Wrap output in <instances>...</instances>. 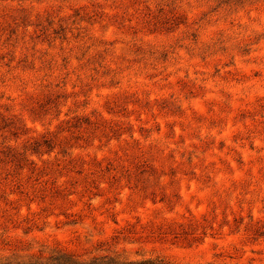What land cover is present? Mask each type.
<instances>
[{"label":"rangeland","instance_id":"1","mask_svg":"<svg viewBox=\"0 0 264 264\" xmlns=\"http://www.w3.org/2000/svg\"><path fill=\"white\" fill-rule=\"evenodd\" d=\"M264 264V0H0V264Z\"/></svg>","mask_w":264,"mask_h":264},{"label":"trees","instance_id":"2","mask_svg":"<svg viewBox=\"0 0 264 264\" xmlns=\"http://www.w3.org/2000/svg\"><path fill=\"white\" fill-rule=\"evenodd\" d=\"M141 264H144V263H141Z\"/></svg>","mask_w":264,"mask_h":264}]
</instances>
